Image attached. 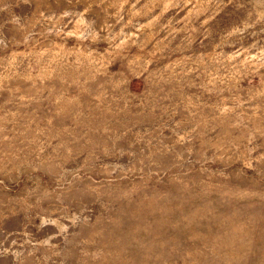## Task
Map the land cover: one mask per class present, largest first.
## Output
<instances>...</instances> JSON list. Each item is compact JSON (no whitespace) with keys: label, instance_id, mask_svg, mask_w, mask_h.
I'll return each instance as SVG.
<instances>
[{"label":"rangeland","instance_id":"rangeland-1","mask_svg":"<svg viewBox=\"0 0 264 264\" xmlns=\"http://www.w3.org/2000/svg\"><path fill=\"white\" fill-rule=\"evenodd\" d=\"M0 264H264V0H0Z\"/></svg>","mask_w":264,"mask_h":264}]
</instances>
